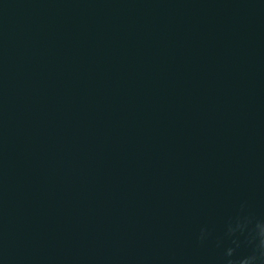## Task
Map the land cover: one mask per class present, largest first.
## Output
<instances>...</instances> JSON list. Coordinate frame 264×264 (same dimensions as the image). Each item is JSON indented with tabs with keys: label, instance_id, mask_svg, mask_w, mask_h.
Listing matches in <instances>:
<instances>
[{
	"label": "water",
	"instance_id": "water-1",
	"mask_svg": "<svg viewBox=\"0 0 264 264\" xmlns=\"http://www.w3.org/2000/svg\"><path fill=\"white\" fill-rule=\"evenodd\" d=\"M264 0H0V264H264Z\"/></svg>",
	"mask_w": 264,
	"mask_h": 264
},
{
	"label": "clouds",
	"instance_id": "clouds-1",
	"mask_svg": "<svg viewBox=\"0 0 264 264\" xmlns=\"http://www.w3.org/2000/svg\"><path fill=\"white\" fill-rule=\"evenodd\" d=\"M261 235L264 237V226L261 227ZM264 241V239H262ZM262 245H264V242H261ZM246 264H248V261H246Z\"/></svg>",
	"mask_w": 264,
	"mask_h": 264
}]
</instances>
